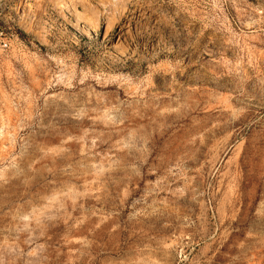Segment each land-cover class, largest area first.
Returning a JSON list of instances; mask_svg holds the SVG:
<instances>
[{
    "label": "rangeland",
    "instance_id": "374dc122",
    "mask_svg": "<svg viewBox=\"0 0 264 264\" xmlns=\"http://www.w3.org/2000/svg\"><path fill=\"white\" fill-rule=\"evenodd\" d=\"M55 1L0 0V264H264V0Z\"/></svg>",
    "mask_w": 264,
    "mask_h": 264
},
{
    "label": "bare ground",
    "instance_id": "6f19581e",
    "mask_svg": "<svg viewBox=\"0 0 264 264\" xmlns=\"http://www.w3.org/2000/svg\"><path fill=\"white\" fill-rule=\"evenodd\" d=\"M58 1H60V0H58ZM57 0L55 1V2H58ZM62 1V0H61ZM76 1V0H75ZM75 1H74V3H75ZM78 1H80V0H77V2ZM121 1V0H120ZM67 2V1H66ZM66 2H64L63 1V3H61V4H64L68 9H70V6L68 5V3H66ZM70 2V1H69ZM73 2V1H72ZM71 2V3H72ZM80 2H83V0H81ZM84 2H88V1H85L84 0ZM59 3V4H60ZM70 3V5H73V4H71ZM79 3V2H78ZM110 3V2H109ZM79 4H81V3H79ZM88 4V3H87ZM101 4V3H100ZM108 4V3H107ZM111 4V3H110ZM109 4V5H110ZM78 5V4H77ZM81 5H83V4H81ZM106 5V4H105ZM113 5V4H112ZM21 7V6H20ZM57 7V6H56ZM60 7V6H59ZM72 8V7H71ZM75 8V7H74ZM86 8V7H85ZM66 9V8H65ZM73 9V8H72ZM70 10V11H72V14H73V16H74V18H75V21H76V26L78 25L80 28H99V21H97V20H95V18L97 19V17L95 16H89V17H86L85 15L83 16L82 14H84V13H80V11H76V10ZM23 10V9H22ZM63 10V9H62ZM61 10V11H62ZM67 10V9H66ZM63 12V11H62ZM85 12V11H84ZM98 12H100V11H98ZM61 13V12H60ZM86 13V12H85ZM58 14V13H57ZM70 14V13H69ZM59 16V15H58ZM61 16H63L64 17V15H61ZM66 16V15H65ZM64 18H66V17H64ZM93 18V19H92ZM62 19V18H61ZM100 19V18H99ZM98 19V20H99ZM57 20H59V18L57 19ZM65 20V19H64ZM110 21V20H109ZM22 22H24V21H22ZM21 22V23H22ZM30 22V21H29ZM70 22V21H69ZM73 23V22H72ZM25 24V23H24ZM34 24V23H33ZM62 24V23H61ZM25 26L28 28V30H32V31H34V28L32 27L33 25H27V23L25 24ZM109 27V26H108ZM37 30V29H36ZM36 30H35V32H36ZM88 29H84V33L87 35V36H89L90 35V33L87 31ZM34 33V32H33ZM38 33H39V35L41 34L39 31H38ZM36 35V34H35ZM36 36H38V34L36 35ZM128 42V41H127ZM124 48H126V47H123V49ZM122 49V48H121ZM120 50V49H118V47L117 48H115V53H117V54H119V55H122L123 57H125L126 55H127V50ZM129 51V50H128ZM130 52V51H129ZM129 54V53H128ZM130 55V54H129ZM124 61V60H123ZM126 61V60H125Z\"/></svg>",
    "mask_w": 264,
    "mask_h": 264
},
{
    "label": "built area",
    "instance_id": "2783aa9c",
    "mask_svg": "<svg viewBox=\"0 0 264 264\" xmlns=\"http://www.w3.org/2000/svg\"><path fill=\"white\" fill-rule=\"evenodd\" d=\"M7 47H8V43H6V42L0 43V49H5Z\"/></svg>",
    "mask_w": 264,
    "mask_h": 264
}]
</instances>
